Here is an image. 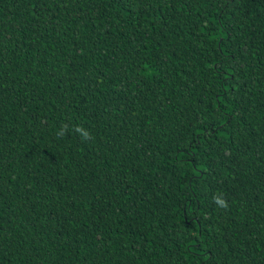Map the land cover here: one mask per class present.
<instances>
[{
  "label": "trees",
  "instance_id": "trees-1",
  "mask_svg": "<svg viewBox=\"0 0 264 264\" xmlns=\"http://www.w3.org/2000/svg\"><path fill=\"white\" fill-rule=\"evenodd\" d=\"M0 264H264V0H0Z\"/></svg>",
  "mask_w": 264,
  "mask_h": 264
}]
</instances>
